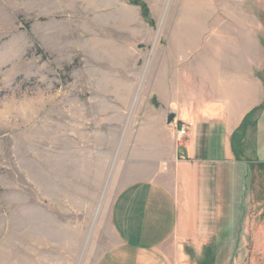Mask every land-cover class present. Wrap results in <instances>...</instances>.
Wrapping results in <instances>:
<instances>
[{"label":"rangeland","instance_id":"rangeland-1","mask_svg":"<svg viewBox=\"0 0 264 264\" xmlns=\"http://www.w3.org/2000/svg\"><path fill=\"white\" fill-rule=\"evenodd\" d=\"M138 1L0 0V264H95L110 249L126 145L139 125L161 117L159 78L183 87L186 106L190 92L205 86L207 62L222 56L252 70L264 88V0ZM195 6L203 11L190 10ZM212 7L259 16L261 30L224 20L200 35L216 22L206 18ZM194 45L204 47L195 52ZM191 52L201 73L183 65ZM259 108L234 136L247 149L245 160L264 161V103ZM260 169L254 198L262 204L250 233L262 235L256 245L263 255L264 164ZM223 243L187 244L183 251L191 247L194 257L173 261L243 264L239 249L250 243L224 245V253Z\"/></svg>","mask_w":264,"mask_h":264},{"label":"crops","instance_id":"crops-1","mask_svg":"<svg viewBox=\"0 0 264 264\" xmlns=\"http://www.w3.org/2000/svg\"><path fill=\"white\" fill-rule=\"evenodd\" d=\"M212 9L206 18H216V22L207 24L200 35L212 34L224 20H236L250 33L261 30L259 16ZM190 10L203 11V7ZM251 17L257 26H247L246 19ZM195 30L188 32L197 34ZM214 44L205 50L220 52ZM199 46L190 50L204 47ZM193 54L183 65L192 74L201 73ZM243 67L238 62L229 64L222 56L209 60L205 86L194 87L186 106L179 102L183 87L159 78L156 97L161 117L153 124L139 125L126 145L120 174L125 183L115 193L109 215L114 244L95 264H175L173 258L194 257L190 246L183 251L187 244L213 245L217 240L225 243L223 253L224 245L250 243L249 250L239 249L243 264L261 262L264 254L256 243L262 241V235L256 230L251 234L250 227L262 204L254 197L256 173L261 174L264 161L245 160L247 149L234 136L247 116L263 105L264 88L252 70ZM170 113L174 118L167 124ZM181 128L186 130L184 137L178 135ZM260 228L258 225L257 230Z\"/></svg>","mask_w":264,"mask_h":264},{"label":"water","instance_id":"water-1","mask_svg":"<svg viewBox=\"0 0 264 264\" xmlns=\"http://www.w3.org/2000/svg\"><path fill=\"white\" fill-rule=\"evenodd\" d=\"M173 118H174V115L173 114H168L167 115V118H166V121H167V124H169L172 120H173Z\"/></svg>","mask_w":264,"mask_h":264},{"label":"built area","instance_id":"built-area-1","mask_svg":"<svg viewBox=\"0 0 264 264\" xmlns=\"http://www.w3.org/2000/svg\"><path fill=\"white\" fill-rule=\"evenodd\" d=\"M185 134H186V130H185L184 128H181V129L179 130V133H178L179 137H184Z\"/></svg>","mask_w":264,"mask_h":264},{"label":"trees","instance_id":"trees-1","mask_svg":"<svg viewBox=\"0 0 264 264\" xmlns=\"http://www.w3.org/2000/svg\"><path fill=\"white\" fill-rule=\"evenodd\" d=\"M129 1H131L132 3H135V4H139L138 0H129Z\"/></svg>","mask_w":264,"mask_h":264}]
</instances>
